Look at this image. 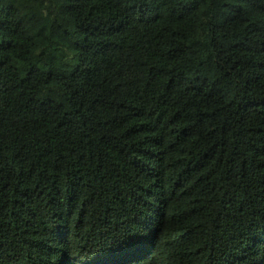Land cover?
Segmentation results:
<instances>
[{"label":"trees","instance_id":"trees-1","mask_svg":"<svg viewBox=\"0 0 264 264\" xmlns=\"http://www.w3.org/2000/svg\"><path fill=\"white\" fill-rule=\"evenodd\" d=\"M0 264H264V0H0Z\"/></svg>","mask_w":264,"mask_h":264}]
</instances>
